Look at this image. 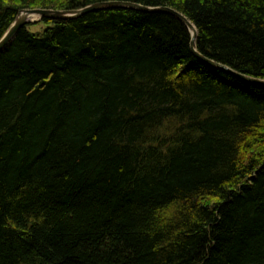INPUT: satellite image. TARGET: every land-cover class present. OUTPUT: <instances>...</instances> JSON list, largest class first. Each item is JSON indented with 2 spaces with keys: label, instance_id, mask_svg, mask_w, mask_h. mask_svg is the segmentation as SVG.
<instances>
[{
  "label": "trees",
  "instance_id": "1",
  "mask_svg": "<svg viewBox=\"0 0 264 264\" xmlns=\"http://www.w3.org/2000/svg\"><path fill=\"white\" fill-rule=\"evenodd\" d=\"M100 1L0 0V39ZM123 1L264 78V0ZM41 21L0 51V264H264V85L167 12Z\"/></svg>",
  "mask_w": 264,
  "mask_h": 264
},
{
  "label": "water",
  "instance_id": "2",
  "mask_svg": "<svg viewBox=\"0 0 264 264\" xmlns=\"http://www.w3.org/2000/svg\"><path fill=\"white\" fill-rule=\"evenodd\" d=\"M114 7H129V8H136L142 11H163L170 13L181 20L191 32V42L190 46L192 51L200 57L202 60L206 61L207 63L216 66L218 68H222L228 70L238 77L242 78L245 81L262 84L264 85V78L253 77L247 74H243L237 72L230 68L229 66L220 63L216 60L208 58L207 56L203 55L197 50L196 39L198 36V30L195 24L181 11L170 7V6H147L142 5L136 2L131 1H123V0H111V1H100L89 4L87 6H83L81 8L75 9H54V8H24L19 10L15 20L5 32V34L0 39V51L3 50L9 43L17 36L21 28L25 27L29 23H33L35 21L41 20L44 17L53 19V20H67V19H74L80 17L86 12L103 9V8H114ZM35 17H38L37 19Z\"/></svg>",
  "mask_w": 264,
  "mask_h": 264
},
{
  "label": "rangeland",
  "instance_id": "3",
  "mask_svg": "<svg viewBox=\"0 0 264 264\" xmlns=\"http://www.w3.org/2000/svg\"><path fill=\"white\" fill-rule=\"evenodd\" d=\"M30 24L31 25H29V29L34 31V32L42 31L44 29V27L46 26V24L43 21H41L40 19L38 21H35L33 23H30Z\"/></svg>",
  "mask_w": 264,
  "mask_h": 264
},
{
  "label": "bare ground",
  "instance_id": "4",
  "mask_svg": "<svg viewBox=\"0 0 264 264\" xmlns=\"http://www.w3.org/2000/svg\"><path fill=\"white\" fill-rule=\"evenodd\" d=\"M35 18H38V17H35Z\"/></svg>",
  "mask_w": 264,
  "mask_h": 264
}]
</instances>
